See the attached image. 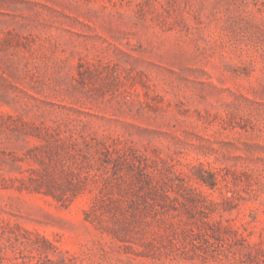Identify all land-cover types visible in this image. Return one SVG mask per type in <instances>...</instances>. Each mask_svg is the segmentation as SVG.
Instances as JSON below:
<instances>
[{"label": "rangeland", "instance_id": "obj_1", "mask_svg": "<svg viewBox=\"0 0 264 264\" xmlns=\"http://www.w3.org/2000/svg\"><path fill=\"white\" fill-rule=\"evenodd\" d=\"M0 264H264V0H0Z\"/></svg>", "mask_w": 264, "mask_h": 264}]
</instances>
